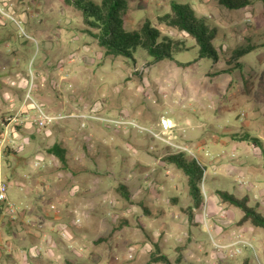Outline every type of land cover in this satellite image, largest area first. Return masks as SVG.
<instances>
[{
	"label": "rangeland",
	"instance_id": "374dc122",
	"mask_svg": "<svg viewBox=\"0 0 264 264\" xmlns=\"http://www.w3.org/2000/svg\"><path fill=\"white\" fill-rule=\"evenodd\" d=\"M171 1L189 4L216 29V59L199 58L188 34L160 20ZM3 2L20 25L0 16V137L8 119L28 108L29 85L47 111L73 116L43 134L16 125L27 143L14 149L7 133L0 146V178L30 220L11 223L0 214V226L7 224L0 228V264H164L149 261L157 251L174 264H264V229L240 223L242 211L215 194L227 190L264 212L262 1L227 9L217 0H128L125 29L148 20L181 41L175 60L157 62L140 48L133 60L106 55L66 0ZM248 44L255 47L238 59L241 69L222 72L233 67L232 52ZM22 83L20 103L10 99L4 109V93L15 95L12 87ZM92 108L102 116L124 114L157 132L159 118L170 119L175 140L206 168L203 202L193 218L183 211L191 204L186 176L165 161L169 147L147 130L81 117ZM244 131L260 139L261 149L230 136ZM54 143L65 150L66 166L49 153ZM237 152L245 161L238 162ZM119 184L129 200L116 190ZM32 245L40 246L35 257L28 253Z\"/></svg>",
	"mask_w": 264,
	"mask_h": 264
},
{
	"label": "trees",
	"instance_id": "16d2710c",
	"mask_svg": "<svg viewBox=\"0 0 264 264\" xmlns=\"http://www.w3.org/2000/svg\"><path fill=\"white\" fill-rule=\"evenodd\" d=\"M80 11L88 34L94 37L99 46L104 49L106 55L123 56L127 59H134V53L138 48L144 50L152 61L175 60L174 54L180 50L181 41L174 40L168 35L144 21L137 30H127L124 27L123 15L128 7V0H66ZM252 0H217V2L227 9L243 8L251 3ZM264 7V0H261ZM160 20L167 25L184 31L196 43L199 58H217V52L213 45L216 29L206 22V18L197 16L192 7L187 3L170 2V12L160 16ZM255 46L236 48L231 59L235 61L232 68L221 70L229 72L233 69H241L242 65L238 59ZM230 136L236 141H245L261 149V141L257 136L244 131L241 133H231ZM49 153L55 155L63 166H66L65 150L57 143L52 144L48 149ZM167 163L173 164L180 169L186 176L188 193L191 204L183 211L188 218H193V209L201 206L203 194L201 192V178L205 171V166L198 163L194 158H188L183 153L167 154ZM116 190L127 200H129L128 189L125 185L119 184ZM215 194L220 201L232 204L242 211L239 222H249L256 227L264 229V212L258 208V204H249L246 197L236 198L227 190L216 189ZM2 209L0 207V214ZM146 213H149L146 210ZM124 222L120 225H123ZM155 250H158L157 243L154 242ZM150 262H162L164 264H174L166 254L151 253ZM65 264H73L69 259ZM244 264H248L247 261Z\"/></svg>",
	"mask_w": 264,
	"mask_h": 264
},
{
	"label": "built area",
	"instance_id": "2783aa9c",
	"mask_svg": "<svg viewBox=\"0 0 264 264\" xmlns=\"http://www.w3.org/2000/svg\"><path fill=\"white\" fill-rule=\"evenodd\" d=\"M0 16L6 19L14 20L18 26L20 25L19 20H17L16 17L13 16L12 12H8V8L5 6L3 0H0ZM30 93H31V85L28 86L27 93L25 94L24 97V103L28 108L27 109L23 108L20 114H14L8 119V122L5 124L6 126L3 127L4 131L1 133L2 137H0V146H6L5 140L7 139L6 137L7 133L11 134L10 136L11 138H9V142L7 141L10 147L14 149H19L22 148V146L25 143H27L28 141L27 137H23V138L19 137L18 133L15 130L16 125L24 128L33 126L37 131L43 134V132L47 131L52 124L57 123L58 120H61L66 116L69 117L73 116V114L71 113L65 115L60 113H51L47 111L39 101L32 98ZM95 113H96V109L92 108L90 109L89 113L83 114L81 117L84 119H92L94 121L101 122L105 125L113 126L115 128L123 127L130 130L136 129L139 132L143 130H147L150 133L149 136L164 142L169 147L170 153L187 154L190 155L192 158H194L198 163H200L198 158L195 156V153L193 152V150H191V148L188 145L177 142L175 140L174 136L172 135L173 124L171 123L168 117L161 116L159 118L158 124L160 130L157 132V131H153L152 129H147L144 126H141L134 119L129 118L124 114H120L117 117H112V116H102ZM81 125L84 126V123H82ZM34 164L40 167L44 166V164H41L38 160H35ZM204 175H205V171L203 172L202 175L203 178ZM7 187L8 185L6 181L0 178V207L2 209L1 214L5 216L6 219L11 223L17 221L29 223L30 222L29 218L22 215L19 208L10 200L7 193ZM51 207L53 206L51 205ZM62 235L64 236L65 234L62 232ZM228 245H232V243ZM226 246H220V247H226ZM39 249L40 246L32 245L28 249L29 251L28 253L30 257H35L36 252Z\"/></svg>",
	"mask_w": 264,
	"mask_h": 264
},
{
	"label": "crops",
	"instance_id": "0c3cea01",
	"mask_svg": "<svg viewBox=\"0 0 264 264\" xmlns=\"http://www.w3.org/2000/svg\"><path fill=\"white\" fill-rule=\"evenodd\" d=\"M16 71V70H15ZM17 71H19V73H18V75L20 74V70H18L17 69ZM24 81V80H23ZM22 81V82H23ZM24 83V82H23ZM18 84V86L17 87H15V86H13L12 88H15V95H13V94H9V93H4L5 95H6V101H5V103H4V109H8V102H9V100L11 99V100H13L14 101V103L13 104H19L20 103V101H19V98L22 100V97H23V94H24V90L26 89V87H25V85L24 84ZM34 91H36V90H34ZM34 94V93H33ZM36 95H38L39 97H41V94H39V93H37ZM237 142H245V141H237ZM219 146L221 147L222 146V144L221 143H219ZM236 147H237V145H232V148H233V150L234 151H236ZM234 154V153H233ZM232 154V155H233ZM236 157H238V156H240L238 159H240V160H238V162H240V161H245V159L244 158H242L241 157V154H240V152L238 153H236ZM216 172V171H215ZM235 181H238V180H235ZM8 186H9V183H8ZM2 225H7L6 224V222H4L3 224L1 223V226ZM1 226H0V228H1ZM1 242V241H0ZM3 246L2 245H0V256L2 255L1 253H3L2 251H1V248H2ZM7 259H9V258H7Z\"/></svg>",
	"mask_w": 264,
	"mask_h": 264
}]
</instances>
